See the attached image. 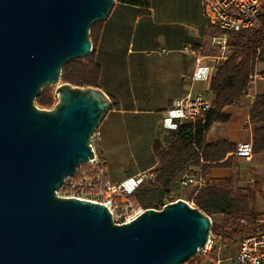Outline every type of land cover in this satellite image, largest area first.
<instances>
[{"label": "water", "instance_id": "95a60500", "mask_svg": "<svg viewBox=\"0 0 264 264\" xmlns=\"http://www.w3.org/2000/svg\"><path fill=\"white\" fill-rule=\"evenodd\" d=\"M114 2L0 0V264H183L207 243L211 218L182 198L115 224L103 204L56 194L93 158L111 100L69 83L50 110L34 99L91 52Z\"/></svg>", "mask_w": 264, "mask_h": 264}, {"label": "crops", "instance_id": "0c3cea01", "mask_svg": "<svg viewBox=\"0 0 264 264\" xmlns=\"http://www.w3.org/2000/svg\"><path fill=\"white\" fill-rule=\"evenodd\" d=\"M146 1L148 6L142 9L115 0L94 48L100 67L98 88L111 100L97 128L101 134L98 150L113 181L137 174L154 176L159 162L154 144L166 148L176 133L163 126V112L187 93H203L212 99L210 81L194 80L193 73L198 65H215V70L225 60L214 42L219 32L207 22L202 0ZM229 52L227 48L226 55ZM260 64L264 69V62ZM248 100L223 108L230 119L212 124L207 143L225 139L235 145L251 137ZM229 156L233 161L243 159L232 151L224 159ZM236 170L234 163L217 166L204 177L228 178ZM259 187L256 206L263 212L264 184Z\"/></svg>", "mask_w": 264, "mask_h": 264}, {"label": "trees", "instance_id": "16d2710c", "mask_svg": "<svg viewBox=\"0 0 264 264\" xmlns=\"http://www.w3.org/2000/svg\"><path fill=\"white\" fill-rule=\"evenodd\" d=\"M120 1L139 5L142 9L148 6L146 0ZM101 24L102 21H96L90 26L91 52L62 66L60 75L62 83L79 87H98L100 67L95 61L94 48ZM227 47L230 50L227 58L218 64L210 80L212 106L204 120L194 124H181L166 148L154 144V151L159 160L158 166L155 169L154 181H144L134 191L132 199L138 206L144 209H160L166 204L163 201L178 182V177L185 171L194 173L200 171L205 175L213 167L232 165L234 157L229 156L226 159L224 157L226 153L234 150L235 145L225 139L207 143L206 135L212 124L229 121L230 115L224 112L223 108L238 105L242 101L255 60L264 62V8L259 15L257 26L228 35ZM52 97L49 91L43 90L34 101L40 108H47L53 104ZM112 105L116 104L113 102ZM248 118L251 124L253 154L264 153V91L257 94ZM177 198L181 197L171 198L169 202ZM188 198L196 208L208 215L211 221L213 216L221 215L225 224L235 226H230L229 231L221 235L220 226L212 222L211 231L219 234L222 239L237 235L240 231L237 226L242 220L253 226L251 233L256 226L264 229V220L258 218L260 213L256 206L257 189L254 185L249 188L248 184L246 190L234 188L233 174L228 178L206 180L205 185L197 191L193 188ZM243 228L244 231L247 229Z\"/></svg>", "mask_w": 264, "mask_h": 264}, {"label": "built area", "instance_id": "2783aa9c", "mask_svg": "<svg viewBox=\"0 0 264 264\" xmlns=\"http://www.w3.org/2000/svg\"><path fill=\"white\" fill-rule=\"evenodd\" d=\"M264 8V0H202V10L207 22L214 26L219 34L214 42L221 50V58L226 59L227 38L231 33L255 27L259 24V15ZM259 52V49H257ZM257 59L254 62L253 73L249 76L245 97L252 102L255 99V82L260 76L255 72ZM212 66H196L193 79L210 81L214 73ZM212 106V99L203 93H187L183 97L172 101L170 107L163 112V126L176 130L183 123H197L203 121ZM101 134L96 129L90 138V146L93 158L80 164L71 177H66L60 188L61 197H75L81 200H89L103 204L111 213L112 222L123 224L138 216L141 209L132 199L134 191L144 181H154L151 174H137L121 181H113L106 169L105 161L98 150ZM232 155L238 158L251 159L253 156L252 140H241L235 144ZM204 175L198 172L185 171L178 177L181 187H193L196 191L205 185ZM255 183L253 178L248 181V187ZM189 203V201H187ZM190 204V203H189ZM191 205V204H190ZM242 223H245L242 220ZM222 237L219 234L209 232L205 247L195 257L194 264L209 261L213 264H226L231 260L233 264H264V229L256 226L254 231L244 236L238 243L232 257L219 256L222 248ZM211 254H217L212 259Z\"/></svg>", "mask_w": 264, "mask_h": 264}, {"label": "rangeland", "instance_id": "374dc122", "mask_svg": "<svg viewBox=\"0 0 264 264\" xmlns=\"http://www.w3.org/2000/svg\"><path fill=\"white\" fill-rule=\"evenodd\" d=\"M228 48V47H227ZM261 61L257 60V64H256V69L255 72H257V74L260 75H264V69L261 66ZM253 73V72H252ZM261 76L260 78L256 79L255 82V87L254 89L251 90V92H255V98L257 96V94H259V92L264 91V80H261ZM62 84L61 81H58V83L56 84H52L50 86H44L41 89V92L43 90L49 91L52 94V99H53V104L50 107L47 108H40L34 101V104L43 110H50L53 108L54 104H56L58 102V94L56 95L55 91L56 88ZM40 92V93H41ZM243 98H247L244 97ZM242 98V100H243ZM248 99V98H247ZM255 100V99H254ZM253 100V102H254ZM253 102L249 99L247 101L248 106L252 105ZM252 133V132H251ZM252 137H245V140L251 139ZM233 163L235 164V167L237 168V170L233 173V178H234V188L236 187H240L243 190L247 189V184L250 178H253L255 180L254 183V187L257 189V194L259 192L260 189V185L264 184V153L263 154H259V155H254L252 156L251 159H240V160H235L233 161ZM191 172V171H190ZM206 182V180H205ZM173 189L171 190V192L167 195L168 197H166L164 199V203H169V200L171 198H175L177 196H180L182 199L189 201V203L195 207V204L192 202L191 199L188 198L189 193H191V191L193 190V187H181L178 182L176 183V185L174 187H172ZM58 195H62L61 192H58ZM260 195V194H258ZM178 199V198H177ZM260 201V199H258ZM140 207V206H139ZM141 209H144L142 207H140ZM157 209V208H156ZM262 210H264V207H262ZM260 215L258 216V218L260 220H264V211L263 212H259ZM212 222L218 224L220 226V230H219V234L223 235V233L225 231H229L230 226L235 227L234 225H227L225 224L223 218L221 215H215L212 217ZM248 223H242L241 221L239 222L237 229L240 230L239 233L237 235H234L230 238L222 239V248L220 250V254L219 256L224 257V258H229L232 257L236 251V248L238 246L239 241L241 240L242 237L247 236L251 233V230L253 228V226H250ZM247 228L244 231V228ZM214 233V232H213ZM217 254H211L212 259H215ZM199 257H195L192 256L188 261L184 262L183 264H194L195 260H198ZM209 263V264H213L209 261H205L202 263ZM226 264H233L231 262V260H227Z\"/></svg>", "mask_w": 264, "mask_h": 264}]
</instances>
